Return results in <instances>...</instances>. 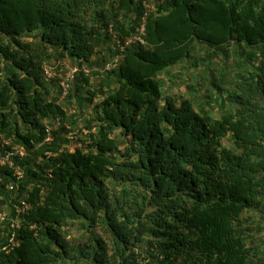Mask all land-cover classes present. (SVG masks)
Masks as SVG:
<instances>
[{
	"label": "trees",
	"instance_id": "1",
	"mask_svg": "<svg viewBox=\"0 0 264 264\" xmlns=\"http://www.w3.org/2000/svg\"><path fill=\"white\" fill-rule=\"evenodd\" d=\"M156 1L122 50L143 0H0V135L28 153L0 203L29 205L0 221V264H264V0ZM184 61L204 82L171 94ZM58 63L92 71L62 101Z\"/></svg>",
	"mask_w": 264,
	"mask_h": 264
},
{
	"label": "built area",
	"instance_id": "2",
	"mask_svg": "<svg viewBox=\"0 0 264 264\" xmlns=\"http://www.w3.org/2000/svg\"><path fill=\"white\" fill-rule=\"evenodd\" d=\"M144 4V13L142 15V24L141 27L139 28V32L128 37L127 40L125 41V45L122 46V50H124L125 46L131 45L133 43L135 44H140V43H145V38L144 34L146 31V21L149 17V15L154 12V10L157 8V1L156 0H143ZM120 61V57H114L112 60L108 61L105 63L104 67L101 68L100 74H97L95 76H92V80L96 81L98 80L101 76L106 74L108 71L111 69H114L118 66ZM60 64V72H61V77H60V87H61V95L60 99L61 101L64 100L67 95L69 94L73 82L76 80V76L80 70L85 71L88 75H91V70L83 66L82 68L80 67H75V68H70L67 69V67H64V64ZM58 66H52L50 65L47 68V77L52 78L54 75H57L56 68ZM53 125H46V132H47V137L45 138V142H51L52 141V130H53ZM77 132L71 131L69 133V138L73 139L76 136ZM0 166L8 167L13 171V176L15 178H11L9 183L7 184V187L10 191L15 192L20 184L23 182V180L26 177V170L25 167L22 166L19 163H15L13 158L16 156H19L20 159H24L27 155V152L22 149L19 145L13 143L12 138H8L6 135H0ZM11 200H8V203ZM12 206L15 207L14 211L17 214V216H21L23 213L27 212L29 209L28 202L25 199L20 200L19 203L13 204ZM13 209V208H12ZM8 218V206L6 204H3L1 206L0 204V221H5ZM20 224L19 222L16 224H12L11 228L14 227H19ZM12 232L6 233L5 236L11 235ZM14 235V234H13ZM11 242H14V239H11ZM138 264H148V260H145L143 258L138 259Z\"/></svg>",
	"mask_w": 264,
	"mask_h": 264
},
{
	"label": "rangeland",
	"instance_id": "3",
	"mask_svg": "<svg viewBox=\"0 0 264 264\" xmlns=\"http://www.w3.org/2000/svg\"><path fill=\"white\" fill-rule=\"evenodd\" d=\"M204 50L205 49H204V46L202 44L194 45L195 55L198 56V54H200V56H201L203 54ZM220 56L221 55L213 58V60L211 62V66L215 70L219 69L221 67L226 69L227 67L233 66V63L235 62V58H236V56L234 54H228V52H226V58L228 59L227 62H230L227 66L224 65L225 61ZM236 61H237V59H236ZM205 67L206 66H203L201 69L189 68V62L184 61V63H182L181 66H179L177 68H173L174 71H171V73L175 74L176 76H180V79L172 77L173 82L172 81L171 82L169 81L168 83H167V81L165 82V84L167 83L166 88L168 89V92L171 94L185 95L186 84L191 80L190 76H192L194 74L198 75V79L202 85V82H204V79H202V77H203V71H204ZM180 71L184 72L185 74H180L179 73ZM57 74H59V72H57ZM163 75H164L163 77L167 80L168 76L166 74H163ZM213 114L216 115L217 112L213 111Z\"/></svg>",
	"mask_w": 264,
	"mask_h": 264
},
{
	"label": "clouds",
	"instance_id": "4",
	"mask_svg": "<svg viewBox=\"0 0 264 264\" xmlns=\"http://www.w3.org/2000/svg\"><path fill=\"white\" fill-rule=\"evenodd\" d=\"M146 23H147V21H146ZM141 24H142V22H141ZM213 49H214V48H211L212 51H213ZM214 50H215V49H214ZM215 51H216V50H215ZM205 52H206V51H205ZM205 52H203L202 55H205ZM216 57H217V56H216ZM50 65H52V66H56L55 64H48V65L45 66V69H44V70H45V77H46V80H47V81H51V80L55 79L57 76H60V77H61L60 66H58V67L56 68V71L59 72V74L54 75V77L48 79V77H47V68H48ZM104 65H105V63H104ZM118 65H119V64H118ZM102 66H103V65H102ZM102 66L99 68V70H101V68L104 67V66H103V67H102ZM117 67H118V66H117ZM117 67H116V68H117ZM58 68H59V69H58ZM116 68H114V69H116ZM114 69H111V70H114ZM111 70H110V71H111ZM91 72H92V71H91ZM108 72H109V71H108ZM59 82H60V81H59ZM59 85H60V84H59ZM60 95H61V93H60ZM60 100H61V99H60ZM49 125H50V124H49ZM45 127H46V126H45ZM45 129H46V128H45ZM46 137H47V135H46ZM15 144H16V143H15ZM26 152H27V151H26ZM27 154H28V153H27ZM23 181H24V180H23ZM17 191H18V189H17L15 192L12 191V192H13L12 195H14L15 193H17ZM0 204H2V203H0ZM1 206H2V205H1ZM12 208H13V209H12ZM14 209H15L14 206H12V207H11V206H8V218H7L6 220H10V219H11V220L13 221L12 224H13V223L16 224V223L20 222V219H19L20 216H17V214L15 213ZM28 210H29V209H28ZM28 210H27V211H28ZM10 215H12L13 217L11 218ZM6 220H5V221H6ZM19 224H20V223H19ZM19 227H20V226H19ZM19 227H18V228H19ZM14 228H15V227H14ZM16 228H17V227H16ZM13 234H14V235H13ZM12 238L14 239V242H11V239H12ZM6 239L9 240V242L11 243V246H15V245H16V237H15V233H14V232H12L11 236H5V235H4V238H3L2 241L4 242ZM3 248H4L5 250H9V246H8V245L3 246Z\"/></svg>",
	"mask_w": 264,
	"mask_h": 264
},
{
	"label": "crops",
	"instance_id": "5",
	"mask_svg": "<svg viewBox=\"0 0 264 264\" xmlns=\"http://www.w3.org/2000/svg\"><path fill=\"white\" fill-rule=\"evenodd\" d=\"M94 66L98 67V63H94Z\"/></svg>",
	"mask_w": 264,
	"mask_h": 264
}]
</instances>
